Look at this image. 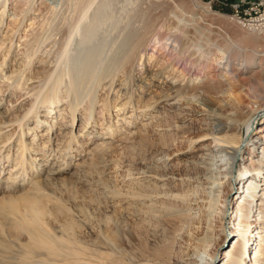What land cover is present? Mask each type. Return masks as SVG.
Returning a JSON list of instances; mask_svg holds the SVG:
<instances>
[{
    "label": "rangeland",
    "instance_id": "rangeland-1",
    "mask_svg": "<svg viewBox=\"0 0 264 264\" xmlns=\"http://www.w3.org/2000/svg\"><path fill=\"white\" fill-rule=\"evenodd\" d=\"M45 1L36 0V4L29 8L22 0H9L7 15L0 27V119L11 126L5 134L0 135L4 155L11 148L9 159L0 164V264H79L81 261L92 264H194L189 260L191 256L197 260L201 259L197 264H226L230 253L236 249L239 238V212L232 217L229 215L226 220L222 209L223 193L229 188L224 186L223 193L218 195V208L213 212L211 220L207 218L209 213L203 210L204 213L197 218L185 221L186 206L176 198L179 195H187L189 202L203 198L200 192L193 196V183L198 170L184 164L187 158L196 157L203 144L212 143L211 140H199L195 143L194 136L199 127L198 118L189 119L184 125L176 119L175 124H172L175 126L171 129L173 132L164 131L163 128L167 127V124H164L163 128L150 134L148 142L138 143L134 133H137L138 128L148 119H139L134 125L128 126L130 119L125 118L124 122V116L116 117L121 111H116L115 96L112 93L108 95V88L103 86L99 88V97L95 102L94 118L98 123L94 124V129L95 132L105 134L104 139L112 143L108 151L96 152L99 154L94 155L93 164L86 167L84 172H79L80 175L73 174L72 168L76 162L85 158L83 156L88 157V146L83 145L85 142L81 143L83 147L77 145V142L86 140L85 137H79L86 113L82 111L79 113V121L77 118L75 123L78 124L74 129L76 137L71 141L75 150L82 151L81 156L79 152H74L72 160L66 158L63 161L61 158V172L46 180L38 175L25 153L23 167L28 172L27 176L20 174L18 177L21 178L10 183L8 177L10 169L15 165L16 153L24 150V146L20 144L17 121L33 103L28 94L29 89L32 86H40V78L44 76L47 67H41L40 59L30 64L26 56L47 23L48 16L46 12L42 14L41 11L46 6ZM200 1L212 10L209 21L229 39L222 40L224 52L233 55L239 50L238 54L233 56L235 59L228 75H225V66L216 67L211 61L204 70V79L211 76L215 78L214 82L223 81L225 88H228L226 95L211 96L209 99L214 103L228 105L240 98L243 112H251L256 106L252 98L250 78L256 77L264 66V26L262 29L253 25L245 27L233 14L236 4L253 0ZM1 6L0 13L3 11ZM186 7L190 8L188 3ZM245 18L250 19L248 15ZM167 33L165 30V34ZM213 35V38H216L217 33L214 32ZM160 51L161 49L152 46L144 56L142 54L137 61V72L143 66L148 69L149 76L153 72H163L165 77L173 75L181 81L182 68L170 65V56L167 52ZM254 51L257 52L255 64L243 69L240 61L252 55ZM168 65L170 66L167 67ZM17 76L23 77L19 84L14 82ZM26 79L27 85L20 87ZM121 80L120 78L115 82V93ZM136 88L139 95L140 87L137 85ZM138 99L137 96L134 99L136 105ZM106 100L110 104V113L104 106ZM145 101L146 99H141L143 104ZM65 105L62 103L59 108ZM2 112H5V115L1 116ZM54 115L60 117L57 113ZM28 116L27 135L24 136L27 145L35 149L37 144L41 148L44 143H51L56 150L59 140L62 139L59 136L68 130L62 126L63 120L59 118L55 121L53 116L56 126L52 133L47 134V128L42 127L33 142L35 136L29 128L34 126L35 118L32 114ZM187 125L191 126L190 131L183 129ZM263 129L264 115H259L250 132L251 138L258 139L263 136ZM9 134L14 136L6 145V136ZM161 134L166 136L163 140L168 146H163ZM129 137H133L134 142L128 140ZM192 137V141H186ZM61 145L58 146L59 149ZM243 153L247 158L254 157V149L251 146H247ZM35 154L37 153L32 152L31 155ZM57 156L59 157L58 154ZM158 157L169 158L173 166L169 170L155 166L154 161ZM142 172L148 176L145 181L140 177ZM138 177L141 179L134 180ZM171 178L175 181L170 186ZM35 181L39 184L33 185ZM139 182H143V185ZM245 188V184H236L227 192L233 208L238 206V198ZM111 190L124 195H140L148 200L146 204H142L139 197H119L112 194ZM188 190L190 192L187 193ZM238 190L240 195L237 194ZM257 201L258 199L255 203L258 205L260 200ZM33 206H38L41 213L39 218L32 219L29 211L34 214L37 212L30 210ZM256 214L258 212L251 214L255 215L251 217V224L254 226L258 224L255 221ZM252 229L256 230L255 227ZM37 238H50L62 243L57 250L49 248L46 244L36 247L34 243ZM252 238L255 240V237ZM254 248L257 247H253L246 255L247 263L256 251Z\"/></svg>",
    "mask_w": 264,
    "mask_h": 264
},
{
    "label": "bare ground",
    "instance_id": "bare-ground-1",
    "mask_svg": "<svg viewBox=\"0 0 264 264\" xmlns=\"http://www.w3.org/2000/svg\"><path fill=\"white\" fill-rule=\"evenodd\" d=\"M22 1L29 8L36 4V0ZM8 2L9 0H0L3 8L0 13V27L7 15ZM45 3L46 6L41 11L42 14L46 12L47 23L43 24L42 32L34 40V47H31L26 56L30 64L40 59L41 67H47L44 76L40 78V86H32L29 89L28 94L33 103L17 121L20 144L24 146V150L16 153L15 165L10 169L8 177L10 183L21 178L18 177L20 174L27 176L28 172L23 167L25 153L27 157L29 156L31 166L46 180L61 172L59 167L61 158L63 161L66 158L72 160L74 152H79L81 156L82 151L75 150L71 141L76 137L74 129L78 124L75 123L77 118L79 121V113L82 111L86 113L79 137H85L86 140L83 142L78 140L77 145L83 147L81 143L85 142L83 145L88 146L86 147L88 157L83 156L85 158L76 162L73 168L69 166L73 169V174L84 172L86 167L93 164L94 155L99 154L96 152L108 151L112 143L104 139L105 134L95 132L94 129V124L98 123L94 118L95 102L99 97V88L106 86L108 95L112 93L115 96L116 111H121L116 117L124 116V122L125 118L130 119L127 122L128 126L134 125L139 119H148L138 128V132L134 133L135 141L138 143L148 142L150 134L163 128L164 124H167V127L163 128L164 131L173 132L171 129L175 126L172 124H175L176 119L179 120L178 123L184 125L189 119L198 118L199 127L194 136L195 143L199 140H211L212 143L203 144L196 157L185 160L184 164L187 167L198 170L194 183L192 182L195 184L193 196L200 192L203 198L189 202L187 195L176 196L186 206L184 219L193 220L205 210V213H209L207 218L211 220L213 212L218 208L216 206L218 195L223 193V187L227 186L231 191L236 184H245L246 188L242 190L241 195L239 190L237 192L240 196L236 208H233L232 201L228 200L229 189L223 193L222 209L224 216L226 215L225 219L239 212L237 247L230 253L226 264H264V135L258 139L250 136L255 121L259 115H264V66L256 77L250 78L256 108L244 113L240 98L228 105L214 103L209 99L211 96L226 95L228 88H225L223 81L214 82L215 78L211 76L204 79V70L211 61L216 67L225 66V75H228L235 59L233 56H236L239 50L233 55L224 52L222 40L229 39L209 21L212 10L200 0H46ZM186 3L190 8L186 7ZM165 30L168 31L167 34ZM214 32L217 33L216 38H213ZM152 46L161 49L162 53L167 52L170 56V65L182 68L181 81L173 75L165 77L163 72H153L149 76L148 69L143 66L137 72L139 57L142 54L144 56ZM256 56L257 52L254 51L252 55L240 61L243 69L255 64ZM22 78L17 76L14 82L19 84ZM120 78L122 80L115 93L114 85ZM27 80L20 87L26 86ZM137 85L140 87L139 95ZM136 96L139 98L137 105L134 102ZM121 98L122 101L117 104ZM141 99H146L144 104ZM62 103L66 105L59 108ZM104 103L110 113L108 100ZM56 113L60 117H56L54 115ZM30 114L35 118L34 126L28 127L29 131L34 133L33 142L39 136L40 128H47V134H51L56 126L54 120L58 121L59 118L63 120L62 126L68 130L59 136L62 139L59 140L56 150L51 143L47 145L44 143L41 148L37 144L34 149L24 141V136L27 135L26 121ZM2 115H5V112H2ZM190 125L183 129L190 131ZM8 128L11 126L0 119L1 136ZM14 134L6 136V145L12 141ZM160 137L163 140L166 136L161 134ZM194 137L186 141H192ZM170 138L173 140V137ZM133 139L128 138L134 142ZM2 145L0 164L8 160L11 154L10 148L4 155ZM60 145L62 147L59 149ZM163 146H168L166 141ZM247 146L254 149V157L247 158L243 153ZM32 152L37 154L31 155ZM154 164L166 170L173 166L169 158L164 157H158ZM138 175L139 173L136 174ZM140 177L145 181L148 176L142 172ZM140 177L134 180H140ZM173 181H175L173 178L169 180L170 186ZM36 183L37 181L33 185ZM141 184L143 185V182ZM112 194L119 197H139L142 204L148 200L140 195H124L117 191ZM257 199L260 200L257 201L258 205L255 203ZM30 210L37 211L35 214L29 211L32 219L39 218L41 213L38 206H33ZM254 212H258L255 217L258 224L255 226L251 224V217L255 216L251 214ZM253 227L257 231H253ZM252 237H255V240ZM61 243L50 238H37L34 245L37 247L46 244L49 248L57 250ZM255 246L256 251L247 263L246 255ZM189 260L197 264L201 259L197 260L191 256ZM79 264L92 263L81 261Z\"/></svg>",
    "mask_w": 264,
    "mask_h": 264
},
{
    "label": "built area",
    "instance_id": "built-area-1",
    "mask_svg": "<svg viewBox=\"0 0 264 264\" xmlns=\"http://www.w3.org/2000/svg\"><path fill=\"white\" fill-rule=\"evenodd\" d=\"M248 2L245 4H236L233 17L245 27L247 25H253L262 29L264 23V0H253V2ZM246 15H248L250 19H246Z\"/></svg>",
    "mask_w": 264,
    "mask_h": 264
}]
</instances>
